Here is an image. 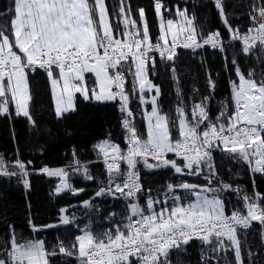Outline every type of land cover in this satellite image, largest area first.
Returning <instances> with one entry per match:
<instances>
[{"label":"snow or ice","instance_id":"snow-or-ice-1","mask_svg":"<svg viewBox=\"0 0 264 264\" xmlns=\"http://www.w3.org/2000/svg\"><path fill=\"white\" fill-rule=\"evenodd\" d=\"M214 5L230 41L241 42L243 54L255 56L264 64V0L251 5V26L246 32L229 23L225 0H214ZM162 9L168 11L162 0H154L159 31L155 42L145 9H138V26L131 18V6L126 0H120L118 23L110 18L105 0H11V7L0 13V18L11 17L7 25H0V115L8 116L14 108L15 115L35 124L30 114L29 72L38 70H44L51 82L57 117L75 111L77 94L85 100L118 101L124 114L122 125L127 133V148L121 149L109 140L95 145L104 157L108 172V186L101 187L95 197L123 199L128 212L121 222L101 233L85 226L70 247L60 241L58 252L56 248L49 251L42 239L19 242L10 226L8 238L0 240V264H50L51 258L58 254L75 257L78 264H171L172 250L181 249L193 239L214 243L215 252L231 247L236 264H243L238 229H248L253 221L264 226V194L245 193L240 197L245 212L234 210L227 214L225 201L219 194L231 190L239 195L243 190L223 182L219 187L210 186L212 179L217 178L212 153L220 150L246 164L251 173L264 175V68L259 73L249 70L245 74L233 58L238 81H230L231 105L223 103L213 118L205 97L192 106L190 117L181 104L175 109L176 119H172L162 112L158 104L160 88L149 78V70L154 72L156 68L153 53H158L162 61L173 62L178 46L193 51L205 45L221 52L225 48L221 32L216 30L205 37L197 29L195 15L189 16L187 9L177 8L178 19H165ZM119 24H123L122 30ZM171 72L175 78L174 65ZM90 76L94 78L91 87ZM129 77L131 94L126 89ZM209 83L215 87L211 80ZM146 91H154L155 95L146 99ZM137 92L141 105H151L150 111L142 112L146 122L143 133L133 122L134 112L130 107L131 96ZM169 153L182 164L168 159ZM150 158L154 163L149 162ZM141 162L147 169L170 168L189 176L204 175L207 169L208 183H168L163 199L154 198L148 189L142 205L140 197L145 189L137 171ZM121 163L127 165L126 172L121 171ZM74 164V170L82 171L85 179H94L88 174L87 166H81L78 160ZM29 165L31 161L16 159L11 163L16 171H9L0 155V175H19L26 190L30 189ZM39 172L61 178L56 194L69 190L78 195L84 191L67 182L68 172L64 168L45 166ZM181 190L185 193L183 197L178 194ZM83 206L96 207L92 199L84 200ZM60 211V223L70 225L74 217L70 219L64 214L65 208ZM114 215L110 214L108 219ZM29 224L33 232L42 230L31 219Z\"/></svg>","mask_w":264,"mask_h":264},{"label":"trees","instance_id":"trees-1","mask_svg":"<svg viewBox=\"0 0 264 264\" xmlns=\"http://www.w3.org/2000/svg\"><path fill=\"white\" fill-rule=\"evenodd\" d=\"M257 0H225V10L229 23L234 28L245 32L251 26L249 14L251 5ZM109 9V16L113 23L120 20V0H105ZM131 6V18L140 26L139 8L145 9L150 34L155 40L159 36L158 20L154 10V0H126ZM168 11H164L165 19H178L177 8L187 9L189 16L195 15L198 31L206 37L207 34L219 30L226 39L225 51L202 47L195 51L191 49L179 50L173 62L162 61L156 58V68L149 70V78L159 86L161 95L158 104L163 113L176 119L175 109L178 105L185 107L191 113L192 106L207 97V108L213 118L219 114L222 104L231 105L230 81L237 80L233 58L241 70L247 74L249 70L257 73L264 68L255 56L245 55L241 51L239 41H230L229 33L225 29L214 0H162ZM11 7V0H0V13ZM127 13V9H126ZM11 17L4 15L0 18V25H7ZM123 29V24H119ZM175 66V78L171 67ZM131 77L128 78L126 89L131 94ZM93 77H89V87L93 84ZM215 84L213 88L209 81ZM29 85L32 100L30 114L35 121L32 124L26 117L15 115L14 108L8 116L0 115V155L4 157L9 171H16L11 163L16 159L24 162L31 161L29 165L30 189L26 190L21 177L0 175V240H6L10 226L14 228L19 242L24 239H42L49 251L54 248L58 252V243L63 241L66 247L74 242V237L81 234V229L90 226L95 233H101L112 228L128 214L127 202L123 199H114L111 196H101L92 199L96 206L92 209L79 204L91 197L96 190L108 186V172L103 155L95 148L101 141L109 140L126 150V130L123 128L121 114L116 108L115 101L97 102L85 100L80 94L75 98V111H69L61 117L55 114L54 99L51 82L44 70L29 72ZM179 89V94L177 93ZM147 93V92H146ZM131 108L134 112V123L143 133L146 122L142 112L149 110L151 105H141L139 93L131 96ZM231 111V107H230ZM176 133H174V136ZM73 151L76 155L73 156ZM217 178L212 179L211 187H219L220 182L231 184L233 188L239 187V193L231 190L222 191L219 195L225 201L226 213L234 210L243 212L244 202L240 197L247 193L252 196L254 191L264 194V175H252L248 166L243 162L233 160L228 154L214 150ZM168 159L182 161L175 155H168ZM78 160L81 166H87L88 174L94 177L85 179L82 171H75L74 161ZM150 163H154L149 159ZM64 168L68 172L67 182L76 189H84L78 195L65 190L56 194L59 177H49L39 172L43 167ZM141 183L145 189L140 197V203L145 204L148 189L154 198L163 199L168 183L182 182L205 185L208 181L205 174L189 176L177 174L170 168L147 169L143 163L140 165ZM121 171L126 172L127 167L121 163ZM254 181V183H253ZM119 182V181H118ZM182 197L185 193L181 190ZM171 203V201H169ZM162 206V205H160ZM67 207L65 213L71 218L70 225L47 228L59 220L60 209ZM159 207V206H158ZM115 213L108 219L110 214ZM32 224L41 227V231L33 232ZM238 239L241 244V257L243 264H264V226L253 221L248 229H238ZM225 244L229 242L226 240ZM215 244H204L201 240L193 239L181 249L170 253L171 264H236L234 250L229 247L227 251L215 252ZM50 264H78L75 257L58 254L52 257Z\"/></svg>","mask_w":264,"mask_h":264},{"label":"built area","instance_id":"built-area-1","mask_svg":"<svg viewBox=\"0 0 264 264\" xmlns=\"http://www.w3.org/2000/svg\"><path fill=\"white\" fill-rule=\"evenodd\" d=\"M247 31V30H246ZM245 31V32H246ZM222 40H223V43L226 41V39L222 36ZM153 42H155V40H153ZM202 42V41H201ZM203 47H209V48H212L211 47V45H205V46H203ZM181 49H185V48H183L182 46H178L177 47V49H176V51H177V54H178V52H179V50H181ZM212 49H215V48H212ZM192 50V49H191ZM217 50H219V49H217ZM153 55L155 56V58H160L159 57V54L158 53H153ZM115 105H116V108L118 109V111L120 112V110H119V102L118 101H115ZM130 107H131V105H130ZM132 109V108H131ZM120 114H121V121L123 120V118H124V114L123 113H121L120 112ZM170 154H172V153H169L168 155H170ZM172 155H174V154H172ZM151 159V158H150ZM105 162V161H104ZM142 163V162H141ZM141 163H138V165H137V171H139V174H140V177H141V170H140V165H141ZM106 165V164H105ZM126 165V164H125ZM107 167V166H106ZM126 167H127V165H126ZM248 169H249V167H248ZM250 171V170H249ZM250 174L252 175V173L250 172ZM140 183H141V179H140ZM142 184V183H141ZM254 192H258V191H254ZM243 212H245V211H243ZM242 212V213H243ZM230 215V214H229ZM239 229H243V228H239Z\"/></svg>","mask_w":264,"mask_h":264},{"label":"water","instance_id":"water-1","mask_svg":"<svg viewBox=\"0 0 264 264\" xmlns=\"http://www.w3.org/2000/svg\"><path fill=\"white\" fill-rule=\"evenodd\" d=\"M99 190V189H98ZM98 190H96V192L98 191ZM96 192H94V194L91 196V197H89L87 200H89V199H93V197H95V193ZM81 204H83V202H81V203H79V204H74L72 207H75L76 205H81ZM65 209H67V207H64ZM62 209V208H61ZM60 209V210H61ZM61 212V211H60ZM65 214V213H64ZM61 216H62V213H60V215H59V220H57L56 222H53V223H51V224H53V225H56V227H60V226H64L63 224H61L60 223V218H61Z\"/></svg>","mask_w":264,"mask_h":264},{"label":"rangeland","instance_id":"rangeland-1","mask_svg":"<svg viewBox=\"0 0 264 264\" xmlns=\"http://www.w3.org/2000/svg\"><path fill=\"white\" fill-rule=\"evenodd\" d=\"M89 79V78H88ZM154 84V83H153ZM155 85V84H154ZM51 90H52V87H51ZM147 92V91H146ZM145 92V97H146V99H150L151 98V96L152 95H155V92L154 91H152V92H147L146 93ZM52 95H53V93H52ZM94 100V99H93ZM150 105V104H149ZM54 106H55V102H54ZM151 110V107H150V109L149 110H147V111H150ZM52 169H55V168H52ZM60 181H61V178H60ZM59 184H60V182H59Z\"/></svg>","mask_w":264,"mask_h":264}]
</instances>
